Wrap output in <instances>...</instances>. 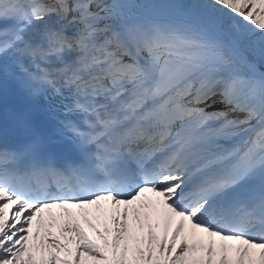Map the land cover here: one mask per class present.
<instances>
[{
    "label": "snow or ice",
    "instance_id": "snow-or-ice-1",
    "mask_svg": "<svg viewBox=\"0 0 264 264\" xmlns=\"http://www.w3.org/2000/svg\"><path fill=\"white\" fill-rule=\"evenodd\" d=\"M0 264H264V0H0Z\"/></svg>",
    "mask_w": 264,
    "mask_h": 264
},
{
    "label": "bare ground",
    "instance_id": "bare-ground-1",
    "mask_svg": "<svg viewBox=\"0 0 264 264\" xmlns=\"http://www.w3.org/2000/svg\"><path fill=\"white\" fill-rule=\"evenodd\" d=\"M106 207H109V206L106 205ZM89 219H91L93 223H97L99 227H101V228L103 227V223L98 222L93 216H90ZM81 225H82V227H84L85 231L89 233L90 236H93V233L91 232V230L88 229L87 225H84L82 221H81ZM109 226H111L110 223H109ZM33 231H35V222L33 224ZM53 231L56 232L57 234H59L58 229H53ZM93 238H95V237L93 236ZM97 243H100V241L98 239H97ZM72 247L74 248L75 245H72ZM37 258L39 259V257H37Z\"/></svg>",
    "mask_w": 264,
    "mask_h": 264
}]
</instances>
